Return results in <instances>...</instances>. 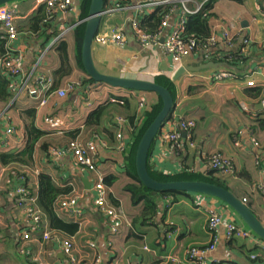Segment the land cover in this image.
I'll return each instance as SVG.
<instances>
[{
  "label": "crops",
  "instance_id": "obj_1",
  "mask_svg": "<svg viewBox=\"0 0 264 264\" xmlns=\"http://www.w3.org/2000/svg\"><path fill=\"white\" fill-rule=\"evenodd\" d=\"M143 1L145 0H126L125 7H132ZM117 3L118 0H112L107 6L101 32L125 26L128 43L125 47L94 45L96 67L106 75L155 83L157 77L169 78L176 92V107L170 121L192 119L197 123L191 140L184 134L178 143L161 145L159 141H155L149 158L152 171L170 177L188 175L205 178L210 172V159L220 153L229 158L234 167V175L225 178L229 191L243 202L246 199L247 202L244 203L264 226V193L260 189L264 170V130L256 124L259 113L264 112V107L261 108L264 101V77L250 74L253 68L264 63V0L215 2V18L210 25L219 47L223 46V31L237 40L234 49H224L221 52L238 51L245 46V40H250V45L246 46L249 63L244 67H232L231 70L238 76L235 81L220 83L207 80L216 69H203L202 65L207 63L198 52L181 65L174 66L162 47L143 50L129 28V22L135 16L134 10L116 7ZM13 6L18 10L19 29V37L13 47L23 52L28 73L34 71L36 75H51L55 84L58 82V89L73 84L75 89L66 98L54 97L46 107L38 109L26 94L8 104L0 102V264H38V261L41 264H70L61 247L64 241L73 244V254L80 263L167 264V259L175 258L178 260L175 264H192L187 259L190 248L207 249L213 245L214 238L208 231L209 211L220 213L225 220L236 222L238 226L249 230L232 209L218 199L202 195H180L175 200L171 199L172 201L156 197L159 210L154 220L148 225L134 226L133 221L142 214L145 203L134 206L124 190L131 183L126 167L128 162L131 165L138 137L132 136L129 118L135 115V121L139 122L145 113L159 105V97L154 93L86 83L89 77L76 62L73 32L63 40L53 38L45 49H41L44 34L27 31L41 6L39 0H21ZM74 7V12L67 17L57 19L54 29L57 27L58 31L60 24L69 25L81 20V0H74ZM244 23L247 24L243 25ZM172 24L173 20L165 34L171 31ZM2 33L0 27V35ZM58 33L60 34L59 31ZM63 42L67 44L74 72L60 82L54 74L61 68L58 50ZM41 58L43 59L40 61ZM37 64L39 66L35 70L34 66ZM183 68L200 71L186 72L177 78V73ZM175 78L177 79L174 80ZM249 79L253 80L256 88L247 87ZM258 89L262 92L260 97L254 92ZM115 96L126 98L130 106L126 108L106 104L109 98ZM142 100H146L147 105L140 109ZM241 104H247L252 109L245 113ZM100 107L105 109L101 125L98 128H88V117ZM31 109H37L36 127L48 136L38 144L31 166L21 163L4 165L2 154H18L27 145L21 113ZM45 116L60 117L67 135L54 133L44 125L42 120ZM120 117L126 120L123 129L124 153H120V141L116 138L119 130L117 121ZM10 126L15 129V133L8 136L6 132ZM68 134H73V138L84 144L96 142V162L100 173L105 178L116 177V182L108 188V203L124 214L119 234L112 233L111 220L95 204V176L83 171L71 156L60 162L50 156L52 149H62L69 145L71 138ZM256 143L259 144L258 147ZM43 144L50 146V155L41 149ZM16 172L21 175L18 176ZM25 174L28 177L27 187L34 198H38L41 174L50 175L60 189H71L69 194L62 195L55 204L57 221L51 220L40 210L43 216L42 228L51 233L48 242L43 240L39 232H35L37 234H33L29 240L24 239V235L34 228L32 223L29 225L24 211L17 205L16 191L19 186L26 185L25 179H20ZM74 197L78 199V213L62 206ZM114 201L118 206L114 205ZM217 237L216 248L208 255L207 264H264V241L254 233L250 239L236 238L229 241L225 228L221 227ZM252 255H257L256 261H252Z\"/></svg>",
  "mask_w": 264,
  "mask_h": 264
},
{
  "label": "built area",
  "instance_id": "obj_2",
  "mask_svg": "<svg viewBox=\"0 0 264 264\" xmlns=\"http://www.w3.org/2000/svg\"><path fill=\"white\" fill-rule=\"evenodd\" d=\"M214 0H145L137 3L132 7H124L126 10H134L135 16L129 22V28L135 41L145 51H150L156 47H162L165 55L171 59L174 66L181 65L188 57L194 55V53H200L205 63H223L225 55L222 50H230L235 45L237 40L231 37L227 31H223L222 48L218 45V39L216 34H212L211 39L204 47L207 51L199 52V44L194 40H185L183 37L185 26L188 17L201 12L205 5ZM40 5H46L50 11L49 19H58L60 17H67L70 13L74 12V0H39ZM131 5V4H129ZM193 6V9L192 7ZM159 8L167 10L161 26L157 33L152 34L141 28V18L146 15H152L158 11ZM18 10L16 6H4L0 8V26L3 30L4 38L7 39V54L0 58V73L6 74L12 81V92L15 94L16 99L21 94H26L28 97L38 106V108L46 107L50 100L54 97L64 99L67 97L70 88H75V84L67 88H59L54 90L55 79L51 75L46 74H28L25 68V57L22 51L13 47V43L19 37V29L17 18ZM173 20L171 31L165 34L166 29L169 28ZM84 21H76L66 25L65 23L59 25L58 31L60 34L57 40H63L69 33H72L77 26ZM164 39V43L161 44V40ZM127 37L125 35V26L115 28L110 32H100L94 39V45L108 47L117 46L125 47L127 45ZM245 46H249L250 40H245ZM245 50H243L244 53ZM244 55V54H243ZM43 58L40 59V61ZM37 64L34 69H37ZM251 76L264 77V63L259 64V67L253 68L250 71ZM236 79V74L230 69H217L215 70L207 80L209 82H223L232 81ZM253 80L247 81L248 88L254 87ZM122 96H115L109 98L111 103H116ZM264 104V101H263ZM147 105L146 100L140 102V109H143ZM43 124L51 129V131L64 133L66 128L62 119L58 116H45L43 118ZM126 120L119 118L117 121L118 134L116 136L119 140L118 149L125 152L124 147V135L123 129ZM158 136V141L161 145H168L172 143H178L182 139V135L186 134L188 139L192 138L194 131L197 128V123L192 119H178L169 121ZM15 129L10 126L7 129L6 134L8 136L13 135ZM100 140L98 137L96 138ZM102 145H105L100 140ZM259 144L256 143V147ZM97 147L96 142H90L87 144L82 143L76 139L69 143L66 148L51 150V154L56 161H62L66 157H73L76 165L82 168L83 171H87L95 176V204L100 211L111 220V231L113 234H119L120 227L122 225V218L124 214L122 210L113 208L108 203V188L105 185V176L100 173L97 165ZM210 166L213 171L222 177H232L234 175V167L232 161L222 155H214L210 159ZM263 185L261 187L264 192V170L262 171ZM24 180L23 178H20ZM17 205L24 211L27 217L28 223L34 225L28 233L24 235L25 240H29L35 232L41 233L45 240L51 239V233L42 228L43 216L40 209L37 206V198L31 197L27 192L24 185L17 188ZM244 202H247L244 199ZM64 208H69L73 213L77 212L78 199L72 198L68 202L62 204ZM224 227L226 230L227 239L229 241L241 238L250 239L252 232L245 228L238 226L233 221H226L222 214L216 213L213 210L209 211L208 218V231L212 233L214 238L213 245L207 249L190 248L187 251V259L192 264H207V257L212 253L217 245L220 228ZM65 254L68 256L70 264H83L80 263L73 254V244L70 241H64L61 243ZM264 251V246H262ZM252 261L257 260V255L251 256ZM38 261V260H36ZM178 260L175 258L167 259V264H175ZM38 264L41 262L38 261ZM90 264V263H86Z\"/></svg>",
  "mask_w": 264,
  "mask_h": 264
},
{
  "label": "trees",
  "instance_id": "obj_3",
  "mask_svg": "<svg viewBox=\"0 0 264 264\" xmlns=\"http://www.w3.org/2000/svg\"><path fill=\"white\" fill-rule=\"evenodd\" d=\"M123 1V2H122ZM217 0L211 1L207 3L204 7V9L195 14L188 17L183 37L185 40H192L194 39L200 46H199V52L207 51L204 47L206 46L207 42L212 37L211 32V21L213 18H215V13L213 12L215 2ZM238 2H244L245 0H233ZM112 0L106 1V8L111 4ZM82 7H79L80 9V18L81 21H85L88 18L89 13V7L91 0H81ZM127 5L126 0H118V3L115 4L116 7L122 8ZM10 6V5H7ZM167 10H164L163 8H159L158 11L152 15H146L141 18V28L149 33L155 34L158 32L161 23L163 21V18L165 16V13ZM50 11L48 10L46 5H41L35 15V17L31 20L29 28L27 31H30L31 33H43L44 34V41L40 44L41 49H45L46 45L50 43V41L53 38L58 37V31L56 30L57 27H53L54 24H57L56 19H49ZM54 31L50 34L48 32L50 30ZM84 30H85V22L77 26V28L73 31V37L75 38L76 43V62L78 67L83 70L82 61H81V52H82V44H83V37H84ZM7 39L3 38L2 35H0V58H3L8 50H7ZM243 50L244 53H243ZM247 47L243 46L238 51H233L231 53H223L225 55L223 59V63L229 64L231 67H244L247 63H249V55L247 56ZM59 58L61 62V68L55 72L56 79L61 82L62 80L69 78L72 76L74 72V68L69 60V54H68V47L65 42H63L58 50ZM244 54V55H243ZM233 71V70H232ZM7 74V73H6ZM4 73H0V102L3 103H10L14 99V94L12 92V81L11 79L6 76ZM156 83L167 88L174 98L176 99V92L173 82L165 77L160 76L156 78ZM86 83L92 84H99L89 78ZM58 82H56L54 90H57L58 88ZM256 96L261 95V90H255L254 91ZM109 101V100H108ZM159 105L153 108L152 111L149 113H145V115L139 120V122H136V116L133 115L129 119L132 123V136H138L136 137L137 143L135 145L134 151L132 153V162L131 165L128 162V166L126 167V172L128 177L131 179V183L127 184L124 187V190L126 193L129 194L131 203L134 206H137L141 203H145V208L143 209L142 214L139 217H136L133 221V225L136 226L137 224L141 225H148L150 224L156 215L158 214L159 205L157 203L156 197L160 198H168L169 200H175L180 195L179 193L174 192H164V193H156L153 191H150L147 189L138 179L135 169V158H136V152L139 145V142L144 135L147 128L150 126V124L153 122V120L156 118L158 113L160 112L162 108V101L159 98ZM110 105H117L121 107L128 108L130 106L129 101L122 97L117 100L116 103H106ZM104 107L98 108L95 112H93L87 119L86 126L88 128H98L101 125L102 118L104 116ZM36 114L37 109H31L27 110L21 113V117L24 121V128H25V134L27 137V145L25 149L18 153V154H2L1 159L3 161L4 165H9L11 163H21L24 164V166H31L34 162V157L36 153V149L38 144L46 138L48 135L47 133L39 130L36 127ZM122 118V117H120ZM257 126L261 130H264V112L259 113V118L257 119ZM66 132H64L65 134ZM67 135V134H65ZM69 138H71V141L76 140L73 134H68ZM96 138L98 136H95ZM48 144H43L41 146V149L44 150L47 155H50ZM52 156V155H50ZM49 156V157H50ZM148 170L152 178L159 182H173V181H203L212 183L218 186H221L227 190H229L225 179L218 175L215 171L210 170L208 175L205 178H199V177H193L188 175H179L176 177H170V176H164L156 174L152 171L150 162L148 164ZM17 173V172H16ZM18 176L21 175L17 173ZM25 179V188L29 195L33 197V194L28 189L27 185V176L22 175ZM116 177H107L105 178V185L107 188H110L115 182ZM71 192V189H60L56 186V184L53 181V178L48 174H41L40 175V182H39V194L37 198L38 206L40 210L44 213V215L48 216L51 220L57 221V216L55 214V204L58 201V199L62 195H67ZM171 200V201H172ZM114 205L118 206V203L114 201ZM59 222H61L59 220ZM44 241H46L43 238ZM50 240H47L48 242ZM23 249V248H22ZM86 264V263H83ZM195 264V263H194Z\"/></svg>",
  "mask_w": 264,
  "mask_h": 264
},
{
  "label": "water",
  "instance_id": "obj_4",
  "mask_svg": "<svg viewBox=\"0 0 264 264\" xmlns=\"http://www.w3.org/2000/svg\"><path fill=\"white\" fill-rule=\"evenodd\" d=\"M21 0H0V8L12 5ZM107 0H91L88 18L85 22V30L82 44L81 61L86 75L97 83L105 84L113 88L126 91L146 92L156 94L162 101V108L153 122L142 136L135 158V169L139 181L150 191L156 193L174 192L184 195H204L218 199L227 207L232 209L238 218L254 233L264 241V226L251 209L229 190L203 181H173L159 182L152 178L148 170L150 153L158 134L171 119L176 101L172 93L165 87L146 80L122 78L101 73L95 65L93 58L94 39L103 25V17L106 10ZM244 23L243 25H246ZM164 39L161 40V44ZM203 69H227L232 67L226 63H207L202 65ZM190 71L199 69L183 68L177 73V78ZM175 78L174 80H176Z\"/></svg>",
  "mask_w": 264,
  "mask_h": 264
},
{
  "label": "bare ground",
  "instance_id": "obj_5",
  "mask_svg": "<svg viewBox=\"0 0 264 264\" xmlns=\"http://www.w3.org/2000/svg\"><path fill=\"white\" fill-rule=\"evenodd\" d=\"M250 45V44H249ZM232 49H234V47L232 48ZM232 49H230V50H232ZM235 73V72H234ZM236 74V73H235ZM238 78V76H237V74H236V79ZM236 79H234V80H232V81H235ZM223 82H225V81H223ZM215 83V82H214ZM216 83H220V82H216ZM264 107V104H263V102H262V104H261V108H263ZM241 108H242V111H244L245 113L246 112H249L252 108H251V106H249V105H247V104H241ZM224 179L226 178V177H223ZM262 185H263V182H262V184H261V186H260V189H261V187H262ZM262 190V189H261ZM263 192V191H262ZM264 193V192H263ZM202 196H204V195H202ZM227 221V220H226ZM236 223V222H235ZM237 224V223H236ZM47 241V240H46Z\"/></svg>",
  "mask_w": 264,
  "mask_h": 264
},
{
  "label": "rangeland",
  "instance_id": "obj_6",
  "mask_svg": "<svg viewBox=\"0 0 264 264\" xmlns=\"http://www.w3.org/2000/svg\"><path fill=\"white\" fill-rule=\"evenodd\" d=\"M14 4H15V3H14ZM12 5H13V4H12ZM74 10H75V7H74ZM77 19H78V18H77ZM75 21H76V20H75ZM0 27H1V26H0ZM1 35H2L3 38H4L3 33H2ZM34 67H35V66H34ZM25 68H26V66H25ZM76 69H78V68L76 67ZM35 70H36V69H35ZM216 70H217V69H216ZM26 71H27V70H26ZM27 72H28V71H27ZM28 74H33V75H35V74H34V71H32L31 73H28ZM74 89H75V88H70V89H69V92L72 91V90H74ZM13 94H14V93H13ZM21 95H22V94H21ZM27 96H28V95H27ZM67 96H68V95H67ZM15 100H16V96H15V94H14V99H13L12 101H15ZM108 100H109V99H108ZM108 102H110V101H108ZM110 103H111V102H110ZM36 107H37V109H38V106H36ZM170 120H171V119H170ZM170 120H169V121H170ZM169 121H168V122H169ZM168 122L166 123V125L168 124ZM166 125H165V127H166ZM165 127H164V128H165ZM164 128H163V129H164ZM163 129H162V130H163ZM160 133H161V131H160ZM160 133H159V134H160ZM159 134H158V136H159ZM191 139H192V138H191ZM191 139H190V140H191ZM100 140H101V139H100ZM156 140L158 141V137H157ZM192 145L194 146V144H192ZM119 151H120V153H123V152L121 151V149H119ZM218 155H222V154L218 153ZM222 156H223V155H222ZM210 170H212V169L210 168Z\"/></svg>",
  "mask_w": 264,
  "mask_h": 264
}]
</instances>
